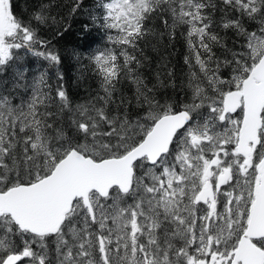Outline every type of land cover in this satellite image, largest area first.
Instances as JSON below:
<instances>
[{
    "label": "snow or ice",
    "instance_id": "obj_1",
    "mask_svg": "<svg viewBox=\"0 0 264 264\" xmlns=\"http://www.w3.org/2000/svg\"><path fill=\"white\" fill-rule=\"evenodd\" d=\"M88 17L106 44L73 54L99 91L73 105L60 53L0 0V264H264V0H93ZM177 25L190 69L178 105L159 91L177 87L166 57L156 84L141 72Z\"/></svg>",
    "mask_w": 264,
    "mask_h": 264
},
{
    "label": "trees",
    "instance_id": "obj_2",
    "mask_svg": "<svg viewBox=\"0 0 264 264\" xmlns=\"http://www.w3.org/2000/svg\"><path fill=\"white\" fill-rule=\"evenodd\" d=\"M44 2L48 3L49 0H44ZM92 2L93 0H85L84 6L78 12L70 14L72 0H52L49 9L43 13L46 19L41 23L36 20V15L41 11L38 7L41 0H11L14 16L23 23L33 27L37 32L38 38L49 41L52 48L62 56L63 61L60 67L63 72V80L59 81V83L68 92L73 105L84 103L89 96H94L99 91L98 78L91 71L82 76L80 71L81 65L77 62L73 54L74 51H79L86 55L87 51L96 47H103L106 44L104 33L89 21L88 13L92 8ZM216 2L219 4V0H216ZM232 15L239 14L233 13ZM52 17H55L56 23H52ZM214 18L218 21L220 13L217 12ZM86 25L87 27H85ZM149 25L155 26L157 29L160 27L158 20H150ZM244 26L248 31H256L258 28L255 22L247 20L246 17L244 18ZM187 30L186 25H177L175 38L170 43L165 39L159 47V52L152 51L151 48L145 49L146 54L150 57L151 63L146 64L141 70L142 75L149 82V87H151L157 83L155 78L156 65L160 61L161 56L166 57L168 66L175 71L177 87L175 89L171 87L160 88L159 91L165 98L170 97L176 101L177 105L185 100L186 94L190 95L189 90L185 87L188 83V74L190 71L184 61V57L188 55V47L185 39ZM213 31L224 37V43L229 48L240 50L241 38L236 35L234 30H223L217 26ZM164 45L167 46L165 47ZM13 51L16 56L20 57L17 60V64H23L34 73L37 69L43 70V62L39 58L32 56L26 50ZM213 51L218 55L221 53L218 46H214ZM192 70L198 72V66ZM228 74V71L225 70V75L227 76ZM7 78L5 77V79ZM47 79L53 88L57 86L58 81L54 71L48 75ZM119 87L127 95H131L135 91V86L130 81H122ZM13 100L14 103H19L18 96H14ZM53 111H55V108H53Z\"/></svg>",
    "mask_w": 264,
    "mask_h": 264
},
{
    "label": "rangeland",
    "instance_id": "obj_3",
    "mask_svg": "<svg viewBox=\"0 0 264 264\" xmlns=\"http://www.w3.org/2000/svg\"><path fill=\"white\" fill-rule=\"evenodd\" d=\"M23 264H30L28 258H25V259L23 260Z\"/></svg>",
    "mask_w": 264,
    "mask_h": 264
}]
</instances>
